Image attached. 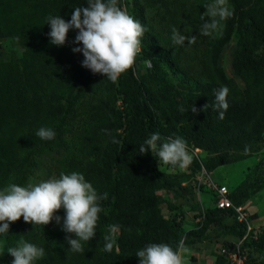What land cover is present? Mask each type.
Instances as JSON below:
<instances>
[{
	"label": "trees",
	"instance_id": "16d2710c",
	"mask_svg": "<svg viewBox=\"0 0 264 264\" xmlns=\"http://www.w3.org/2000/svg\"><path fill=\"white\" fill-rule=\"evenodd\" d=\"M118 2L123 9L122 0ZM208 3L124 0V9L142 23L145 35L134 67L113 83L82 66L83 54L72 51L82 46L72 43L77 30H70L65 46L50 43L47 18L70 20L73 10L87 6V0H0V40L12 38L21 47L18 56L0 58V190L9 183L34 184L48 156L57 178L61 172H79L99 196L107 194L99 201L95 237L82 242L83 253L70 252L65 237H76L62 231L55 220L42 227L21 218L0 234L7 245L0 250V264H11L7 249L21 239L45 250L36 264H140L136 253L149 243H168L175 249L184 234L201 242L211 225L219 228L217 236L239 234L237 220L228 223L235 210L214 205L206 207L199 228L182 234V221L176 213L170 219L161 214V198L155 192L180 195L182 181L177 173L161 172L150 151H139L153 133L160 134V144L180 132L187 143L214 152L206 162L211 171L234 161L228 153L233 143L248 151L263 140L264 0H228L234 14L218 33L203 36L201 17ZM147 7L156 8L155 22L148 18ZM173 28L195 41L174 44ZM235 34L230 66L239 82L220 65ZM143 59L151 66L141 72L138 63ZM221 86L229 88V108L222 120L212 107L214 90ZM170 101L175 106L165 105ZM205 104L206 112H191L192 105L202 109ZM180 118L184 123L177 127L174 122ZM41 127L52 128L55 138L41 140L36 136ZM192 195L184 202L198 208ZM230 199L234 206L243 205L233 189ZM57 215L63 217L64 210ZM263 243L264 231L255 242L259 253ZM108 244L111 251L106 250ZM214 264L225 261L217 256Z\"/></svg>",
	"mask_w": 264,
	"mask_h": 264
},
{
	"label": "clouds",
	"instance_id": "9594fccd",
	"mask_svg": "<svg viewBox=\"0 0 264 264\" xmlns=\"http://www.w3.org/2000/svg\"><path fill=\"white\" fill-rule=\"evenodd\" d=\"M233 14V11L228 7V0H210L201 17L204 23L201 26L200 35L212 36L214 33H218L223 26L222 22ZM47 24L50 25L48 33L50 43L56 46H65L68 43L70 30H77L72 43L82 46L73 47L72 51L83 54L82 66L93 74L103 75L113 83L134 67L137 57L141 54L145 28L139 20L119 6L118 0H87V6L76 7L73 10L70 20H65L61 16H49ZM186 39L189 42L195 41V37L187 38L173 28L172 40L174 44L182 45ZM143 64L145 67L151 66V62L146 59H143ZM214 94L215 103L212 107L214 111L218 112V118L222 120L229 108L227 102L229 88L221 86L214 90ZM208 107L209 104H205L202 109H198L192 105L191 112L193 114H199L200 111L206 112ZM180 111L183 112L184 108L181 107ZM36 136L41 140L50 141L55 138L56 132L52 128L41 127L37 130ZM158 141H161L160 134H151L150 138L140 146L139 151L145 154L150 151L158 159L161 172L180 173L178 168H185L186 171V167L191 163V155L186 141L181 137H169L160 144ZM113 142L117 143L118 141L113 140ZM162 166L165 167V170ZM215 169L208 171L202 167L192 190V200L199 207L183 206L182 213L181 211L176 212V219L181 217L178 221H182V226L186 222L193 224L191 229L201 226L206 209L203 205L202 193L207 194L212 205L217 207L215 193L206 184L209 179L218 185L225 186L230 198L232 189L211 175ZM232 180H237L234 186L236 187L240 179ZM181 184L182 186L186 185L184 181ZM202 189L205 191L202 192ZM167 192L170 193L171 200L175 201L174 193L169 190ZM106 198L107 194H104L103 197L99 196L85 176L75 171L70 174L61 172L59 178L53 177L35 184L29 183L27 186L9 183L0 190V234L8 233L10 225L18 222L21 218L25 223L42 227L55 220L58 225H61L62 231L74 234L76 237L75 239L71 235L65 237L67 244L70 245V252L83 253L82 242L90 241L95 237L99 213L102 211L99 201ZM241 206L244 207V211L252 223L259 226L263 233L264 223L257 224L250 218L245 206ZM61 209L65 212L63 217L57 215ZM183 214H187V220L182 219ZM197 217H200L198 222L194 220ZM232 220L233 223L236 222L234 214L230 216L228 223H231ZM236 223L239 225V222ZM236 231L239 234L235 237L221 236L225 242L217 243L219 246L209 253L211 264H214L217 256L222 257L226 264L225 257L218 254L217 251L220 247L230 246L234 239L242 235V231L237 229ZM262 233L256 241L246 243L251 246V249L245 264H262V262L264 264V243L261 253L255 248V242L259 241ZM185 238L184 234L175 249L168 243H149L137 251L136 257L140 264H184L183 254L187 251L184 246ZM226 243L228 245H225ZM106 250L111 251V244L106 246ZM7 252L13 257L11 264H36V261L45 255V250L42 247L24 239L19 240L17 246L8 248Z\"/></svg>",
	"mask_w": 264,
	"mask_h": 264
},
{
	"label": "rangeland",
	"instance_id": "374dc122",
	"mask_svg": "<svg viewBox=\"0 0 264 264\" xmlns=\"http://www.w3.org/2000/svg\"><path fill=\"white\" fill-rule=\"evenodd\" d=\"M156 8L147 7L146 14L148 18L155 22L157 17L155 15ZM237 34H235L230 41L229 45L223 51L220 58V65L223 68L225 74L229 77H233L237 82H239L238 77L234 75L231 70V53L235 46L237 40ZM0 58H7L10 56H18L21 53V47L12 39V38H2L0 40ZM138 68L142 72L145 67L141 62L138 63ZM175 101H170L165 103L167 107L175 106ZM166 123H172V120L167 121ZM184 120L182 118L175 120L174 124L179 127ZM263 140L255 144L248 151H244L239 147L242 145L240 143H233V149H229L228 153L234 159L232 164H226L217 167L214 170L217 180H232L240 178V181L237 182H222L233 191L239 194L241 202L247 209V212L250 218L259 223H264V132L262 133ZM169 137L176 138L184 136L180 132H175L170 134ZM187 143V142H186ZM189 154L191 155V163L186 167V171L178 168L180 173H177V177L186 183L184 188L179 189L180 195H176V200H171V195L164 190H156L155 192L160 195L161 201L158 204L161 214L164 215L167 219H170L171 215H174L176 212L182 211L183 206H186L184 202L185 198L189 201V196L195 185V181L200 174L202 167H206V162L214 155L212 150H205L202 148L195 149L193 143H187ZM200 149V150H199ZM237 164H233L236 163ZM159 164V163H158ZM41 166L44 167V171L41 172V176L37 178L34 182L39 183L41 181L57 178L53 172V162L50 161L48 156L43 158ZM165 170V167L162 166ZM172 173L173 171H169ZM242 172V175H241ZM205 191L202 189V192ZM201 195L203 200L204 207H212V203L208 199V195L202 193ZM230 218H228L229 221ZM193 227L192 223L186 222L184 226H181V232L184 234L186 231ZM215 225H211L209 229L205 231V239L201 242H196V239H192L189 236L184 240V246L187 251L183 254L184 264H211V259L209 253L212 252L219 245V242L223 241L221 236L215 235V230H218ZM183 236V235H182ZM218 243V244H217ZM225 245H228L227 243ZM7 248V245L3 240H0V250Z\"/></svg>",
	"mask_w": 264,
	"mask_h": 264
},
{
	"label": "built area",
	"instance_id": "2783aa9c",
	"mask_svg": "<svg viewBox=\"0 0 264 264\" xmlns=\"http://www.w3.org/2000/svg\"><path fill=\"white\" fill-rule=\"evenodd\" d=\"M122 7L123 9L125 7L124 0H122ZM206 184L209 189H211L215 193L217 207L232 208L235 210V219L237 220V222H239V225H237L236 229L242 231V235L234 239L230 246L220 247L217 252L218 254L225 257L226 264H245V261L248 260V254L250 253L251 249V246L246 245V243L256 241L262 231L259 226H255L252 223L247 213L244 211L243 206H234L233 202L228 196V190L225 186L218 185L212 182L210 179ZM187 218V214H183L182 219L187 220ZM180 219L181 217L177 218V220ZM194 220L198 222L200 221V217H197ZM255 256L257 257V255ZM255 261H257V259H255Z\"/></svg>",
	"mask_w": 264,
	"mask_h": 264
},
{
	"label": "crops",
	"instance_id": "0c3cea01",
	"mask_svg": "<svg viewBox=\"0 0 264 264\" xmlns=\"http://www.w3.org/2000/svg\"><path fill=\"white\" fill-rule=\"evenodd\" d=\"M237 163L238 162H236L235 164H237ZM211 175L216 178L214 171H212ZM241 175H242V172H241ZM240 178H241V176H240ZM240 178H237V179H240ZM221 181H223V182H236L237 180H228V181L221 180Z\"/></svg>",
	"mask_w": 264,
	"mask_h": 264
}]
</instances>
